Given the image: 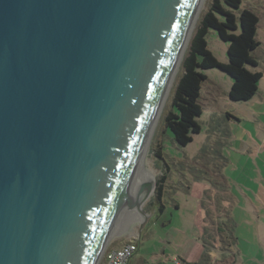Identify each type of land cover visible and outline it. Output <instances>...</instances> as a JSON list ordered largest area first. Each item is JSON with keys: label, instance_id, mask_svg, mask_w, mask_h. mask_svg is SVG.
I'll return each instance as SVG.
<instances>
[{"label": "water", "instance_id": "1", "mask_svg": "<svg viewBox=\"0 0 264 264\" xmlns=\"http://www.w3.org/2000/svg\"><path fill=\"white\" fill-rule=\"evenodd\" d=\"M198 5L0 0V264H95L134 225L117 218Z\"/></svg>", "mask_w": 264, "mask_h": 264}, {"label": "rangeland", "instance_id": "2", "mask_svg": "<svg viewBox=\"0 0 264 264\" xmlns=\"http://www.w3.org/2000/svg\"><path fill=\"white\" fill-rule=\"evenodd\" d=\"M241 1L240 8L252 10L259 19L256 38L260 45L252 52L257 65L247 66L262 75L257 94L248 101H231L229 76L216 68L201 70L208 80L202 85V114L196 118L200 131L183 147L174 143L166 125L165 116L175 111L169 96L149 147L154 185L166 175L163 211L152 191L142 207L147 217L131 230L139 234L145 222L136 255L142 259L140 264H175V259L202 264L208 256L210 264H227L231 258L232 264H264V0ZM209 2L205 1L201 13ZM206 41L217 61L227 63V42L212 29ZM226 197L231 201L225 202ZM217 208L228 211L234 223L236 240L227 256L221 254L219 243L209 240L213 230L204 228L205 222L211 227V218L216 225L222 223L224 230L227 214L216 212ZM120 237L106 246L123 245L126 238ZM203 251L208 254L205 259Z\"/></svg>", "mask_w": 264, "mask_h": 264}, {"label": "trees", "instance_id": "3", "mask_svg": "<svg viewBox=\"0 0 264 264\" xmlns=\"http://www.w3.org/2000/svg\"><path fill=\"white\" fill-rule=\"evenodd\" d=\"M241 2V0H210L207 10L201 13L197 20L170 92L171 106L175 111H170L165 116L166 125L177 146H186L192 140V135L200 131L196 118L202 114L201 89L206 80L201 70L216 68L229 76L231 86L228 98L231 101H248L258 90V82L262 75L260 72L250 71L247 66L257 65L252 52L260 45L256 38L259 19L252 10L241 9ZM210 29L216 32L220 40L227 42V63L218 62L208 49L206 35ZM155 155H157L156 152ZM165 179V174L158 177L153 191L154 199L160 203L159 211H162L164 207L161 198ZM225 200L227 203L231 201L227 197ZM207 210L210 212L208 207ZM215 211L227 214H224L227 217L226 223H223L224 230L220 228L222 223L216 225L211 218H209L211 227H208L205 222L204 228L213 230L208 234V238L219 243L220 250L230 251L231 245L236 240L234 223L228 217V211L218 208ZM202 255L203 259L207 258H204L205 255L208 256L205 251ZM193 264H199V261ZM202 264H210L209 256Z\"/></svg>", "mask_w": 264, "mask_h": 264}, {"label": "bare ground", "instance_id": "4", "mask_svg": "<svg viewBox=\"0 0 264 264\" xmlns=\"http://www.w3.org/2000/svg\"><path fill=\"white\" fill-rule=\"evenodd\" d=\"M205 1L206 0H199V5H198V9H197V13H196V18H195V22H194V25L191 29V32L187 38V41H186V44L183 48V51L179 57V60L176 64V67H175V70H174V73H173V76H172V79H171V82H170V85L162 99V103H161V106H160V109H159V112L154 120V123H153V126H152V129H151V132H150V136L148 138V141H147V144H146V149H145V152L139 162V166H138V169H137V172L131 182V185H130V188L136 198L134 204L132 205L130 202L127 203V205L125 207H122L121 211H120V214H119V217L117 218V222L118 223H121L123 221H125L126 219L130 218L131 216H135V223L133 226H137L139 225V222L141 223L142 222V219L145 217V215L142 214L141 210H142V207H143V199H142V192H140L142 190V188H144L147 184H150V183H153V178L155 176V173H154V169L152 168L153 164L151 162V160L149 159V147H150V142H151V139L153 137V133H154V130H155V127L156 125L158 124L159 122V119H160V116L165 108V105L169 99V96H170V92H171V89L173 87V84L175 82V79H176V76L180 70V66H181V61H182V58L184 56V53H185V50L188 46V43L190 41V38L192 36V32L195 28V25L197 23V20L200 16V13L201 11L203 10L204 6H205ZM134 187V188H133ZM140 218H141V221H140ZM133 226H130L128 227L125 232H123L122 234H120L121 236L124 235V234H127V232H129L128 234L130 235H134L135 233L134 232H131ZM119 235V236H120ZM118 237V236H117ZM103 250V249H102ZM102 253V251H101ZM100 253V255H101ZM100 255L98 256V259L100 257ZM97 259V261H98ZM96 261L95 264H97L98 262Z\"/></svg>", "mask_w": 264, "mask_h": 264}, {"label": "built area", "instance_id": "5", "mask_svg": "<svg viewBox=\"0 0 264 264\" xmlns=\"http://www.w3.org/2000/svg\"><path fill=\"white\" fill-rule=\"evenodd\" d=\"M121 236V235H120ZM120 238H126V242L118 247L105 246L98 259L97 264H130V259L137 250L140 235H122ZM178 259H175V264H180Z\"/></svg>", "mask_w": 264, "mask_h": 264}, {"label": "crops", "instance_id": "6", "mask_svg": "<svg viewBox=\"0 0 264 264\" xmlns=\"http://www.w3.org/2000/svg\"><path fill=\"white\" fill-rule=\"evenodd\" d=\"M208 80V78H207V76H206V80L205 81H207ZM203 85V84H202ZM201 94H202V89H201ZM256 94H257V92H256ZM255 94V95H256ZM254 95V96H255ZM253 98V97H252ZM251 98V99H252ZM250 99V100H251ZM222 203L223 202H221V205H222ZM163 211V210H162ZM214 243H216V242H214ZM139 246V245H138ZM215 246V245H214ZM137 251H138V247H137V250L135 251V253H134V255L131 257V259H130V264H140L141 262H142V259H137V257H136V255H137ZM221 254L222 255H225V256H227V254H228V251H226V250H221ZM235 257V256H234ZM233 259L231 258V259H229L228 260V263L227 264H232L233 263ZM183 262L181 261V263L180 264H182ZM193 263H196V262H192L191 264H193Z\"/></svg>", "mask_w": 264, "mask_h": 264}, {"label": "clouds", "instance_id": "7", "mask_svg": "<svg viewBox=\"0 0 264 264\" xmlns=\"http://www.w3.org/2000/svg\"><path fill=\"white\" fill-rule=\"evenodd\" d=\"M140 235V234H139Z\"/></svg>", "mask_w": 264, "mask_h": 264}]
</instances>
